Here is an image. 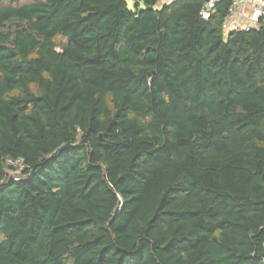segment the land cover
I'll return each instance as SVG.
<instances>
[{
  "label": "trees",
  "instance_id": "obj_1",
  "mask_svg": "<svg viewBox=\"0 0 264 264\" xmlns=\"http://www.w3.org/2000/svg\"><path fill=\"white\" fill-rule=\"evenodd\" d=\"M160 1L0 0V264H264V19Z\"/></svg>",
  "mask_w": 264,
  "mask_h": 264
},
{
  "label": "built area",
  "instance_id": "obj_2",
  "mask_svg": "<svg viewBox=\"0 0 264 264\" xmlns=\"http://www.w3.org/2000/svg\"><path fill=\"white\" fill-rule=\"evenodd\" d=\"M216 2L217 0H205L200 9V16L204 20L214 12ZM261 19H264V0H232L222 27L225 32L254 29ZM6 164L10 167L8 175L19 180L24 167L22 161L8 159Z\"/></svg>",
  "mask_w": 264,
  "mask_h": 264
},
{
  "label": "rangeland",
  "instance_id": "obj_3",
  "mask_svg": "<svg viewBox=\"0 0 264 264\" xmlns=\"http://www.w3.org/2000/svg\"><path fill=\"white\" fill-rule=\"evenodd\" d=\"M129 6L130 9H133L134 5V0H125ZM142 8V7H141Z\"/></svg>",
  "mask_w": 264,
  "mask_h": 264
},
{
  "label": "crops",
  "instance_id": "obj_4",
  "mask_svg": "<svg viewBox=\"0 0 264 264\" xmlns=\"http://www.w3.org/2000/svg\"><path fill=\"white\" fill-rule=\"evenodd\" d=\"M170 1H172V0H161V1H160V4H161V3H162V4H163V3H168V2H170Z\"/></svg>",
  "mask_w": 264,
  "mask_h": 264
}]
</instances>
